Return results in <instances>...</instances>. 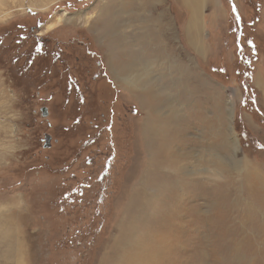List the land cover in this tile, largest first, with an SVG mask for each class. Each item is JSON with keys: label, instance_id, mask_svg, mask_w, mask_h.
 Masks as SVG:
<instances>
[{"label": "rangeland", "instance_id": "obj_1", "mask_svg": "<svg viewBox=\"0 0 264 264\" xmlns=\"http://www.w3.org/2000/svg\"><path fill=\"white\" fill-rule=\"evenodd\" d=\"M181 2L0 0V264H102L109 256L116 264H150L154 241L138 234L137 221L122 245L113 246L132 184L149 158L144 123L150 119L184 127L177 135L182 145L168 144L175 163L163 171L166 196L150 187L144 203L146 218L169 206L187 208L178 243L158 257L191 264L202 251L204 264H244L245 249L263 248L252 227L248 244L238 238L239 255H224L221 249L233 248L223 242L210 246L211 233L200 232L205 229L191 214L230 215L219 196H190L182 182L220 186L226 204L236 203L239 213L232 216L239 221L241 205L250 202L243 174L254 169L264 177V0H201L199 54L186 43L189 13ZM102 12L114 34L126 36L122 43L152 48L134 72L120 65L121 53L107 61L108 42L82 23ZM62 17L81 24L59 28ZM38 38L61 55L27 66L25 54ZM70 79L79 91L70 90ZM158 160L154 169L162 172ZM13 198L19 203L6 211ZM163 199V207L154 205ZM10 213L13 221L6 220ZM256 216L264 221V213ZM233 229L225 239L237 238ZM221 230L213 229L218 240ZM210 249H217L214 255ZM143 252L145 260L134 257Z\"/></svg>", "mask_w": 264, "mask_h": 264}, {"label": "bare ground", "instance_id": "obj_2", "mask_svg": "<svg viewBox=\"0 0 264 264\" xmlns=\"http://www.w3.org/2000/svg\"><path fill=\"white\" fill-rule=\"evenodd\" d=\"M182 1L181 5L186 10H188L189 13V23L185 31V38L186 43L188 45H193L197 53L199 54L200 48H199V36H200V29H199V5L201 0H180ZM20 7V6H19ZM21 8V7H20ZM29 9H31L29 7ZM32 10V9H31ZM7 12L5 14V18L9 16ZM77 20H79L78 17L76 18H59L56 21V24H60V27H76V24L79 25L81 23H77ZM55 22V21H54ZM82 23L87 24L88 32L89 31H98L97 34H99L100 37L106 39L108 43H106V58L107 61L112 59L111 55L113 57L118 56V54L121 53L123 56L122 61L123 67H131L130 71L134 72L136 69V65L138 64L139 60L141 61L145 57H149L152 53V48H147L143 46V48H135L132 47L129 43H122L124 39H126V36L114 34L112 21L107 16V14H104L102 12V15L99 17L91 20L86 21L82 20ZM64 29V28H63ZM96 31V32H97ZM94 37V36H93ZM96 37V36H95ZM147 35L143 37L146 38ZM97 39V38H96ZM166 40L165 37L161 39L159 42V45L164 43ZM158 45V44H157ZM103 47V46H102ZM103 49V48H102ZM156 51L157 54H160L162 51L157 48ZM164 53H168L166 50V44L164 48ZM167 55V54H166ZM168 56V55H167ZM118 59V58H117ZM117 61V60H116ZM112 63V62H110ZM109 63V64H110ZM181 63V62H179ZM136 64V65H134ZM116 67V66H115ZM124 68V69H126ZM133 68V69H132ZM181 69V68H179ZM182 74V73H181ZM189 76V77H188ZM185 78L187 81H190V75ZM193 76V75H192ZM192 79L195 78V76L191 77ZM192 81V80H191ZM130 83V81H128ZM260 85V83L258 82ZM164 86H159V90L157 91V99H161L162 93H164ZM263 91V90H262ZM263 101H264V91H263ZM141 104L146 103V101H142ZM170 97L167 95L166 99L164 100V103L169 100ZM186 123L187 120L185 121ZM145 126V140H146V150L147 154L149 155V158L147 160V163L145 165V170L141 174V177L139 181L134 182L131 187V193L129 194L130 200H128V206L127 209L124 210V219L121 223L120 229H119V236L114 241L113 246H121L124 240L128 237L129 233L132 230L133 224L135 221L139 223L141 226L138 230V234L144 233L142 237L145 239H153V252L151 263L150 264H173L172 259L167 258L165 256L158 257V254L160 252V249H173L172 247L175 246V244L178 243L179 240V234L177 233L179 221L183 217L182 214L187 211L186 205L181 204L178 206H169V208L163 210L162 212H158L156 215H154L152 218H146L144 217L145 212V206L144 203H146V200L149 197L148 194V188L153 187L157 192H160L163 187L161 186V182L163 179L166 178L163 172L166 169H169L175 162L172 160V156L170 154V150L168 149V144L173 145L177 140V145L181 146L182 142L180 138H177V135L179 133H182L184 130L183 125L180 124L179 120H147L144 123ZM158 160V167H163L162 172H160L157 169H154V164L156 160ZM216 166H221L222 161L220 159H217L215 162ZM228 182V181H226ZM243 187L245 189L246 195L248 199L250 200L249 206L242 204L241 207L243 211L241 212V218L239 221H236L235 218L232 216V214L239 213L238 210L235 209L236 203L231 202L226 204L225 201L228 199V194L220 188V186H211L209 183H201L196 180L188 181L184 180L182 182V186L190 193V196L193 195H203L210 198H216V196H219L221 199L220 206L225 207V211L230 215L229 217L225 216V213H222L220 211H216L215 215L212 214V216L209 217H199L194 216V212L191 214L192 220L196 223H199L204 227L205 230H201L200 232H210V246H213L217 243H225L228 247H231L233 249H221V251L224 253V255H237L240 249H237L240 245V242L238 243V238L242 239L243 244H248V240L245 238L248 235V229L249 227H252L253 229L256 228L258 233L262 236V240L260 243L263 245L262 249L257 248H251V249H245L246 253V259H244V264H248V260H251L252 264H264V221L257 222V216L258 210L262 213H264V177L259 174L254 169H249L247 172L243 174ZM137 185V186H136ZM130 191V190H129ZM192 192V193H191ZM160 195H164L162 192H160ZM174 195V193L172 194ZM251 197V198H250ZM229 200V199H228ZM10 203H6L5 205L6 211L8 210V207L14 206L15 204H18L19 201L13 198V200H10ZM164 199L159 202L158 204H154L160 207L164 206ZM219 205V204H218ZM250 207V208H249ZM192 210H196L197 207H191ZM5 210V209H4ZM141 216L143 220L141 219ZM8 221H13V216L10 213V218H6ZM125 223V224H123ZM207 225V226H204ZM209 226V227H208ZM229 227H234V232L237 231V238H229L225 239V235L227 234V230ZM222 228L224 230L222 231V238L218 240L215 233L213 231L216 229ZM200 232L194 233L196 237H200ZM202 241V240H201ZM225 241V242H224ZM235 248V249H234ZM119 254L122 252L123 249H118ZM217 249H210V253L212 255L215 254ZM117 252V251H116ZM117 252V253H118ZM114 253V252H113ZM112 253V254H113ZM116 253V254H117ZM115 255V254H113ZM199 256H196L195 258L191 259V264H204V253L201 251ZM239 255V254H238ZM110 257V256H109ZM109 257L104 258V261L102 264H116L117 261H114V259H111ZM113 257V256H112ZM135 258H141L144 259L146 257L145 252H143L141 255L134 254ZM213 256H210L209 258H212ZM145 260V259H144ZM209 260V259H208ZM212 262V261H211ZM188 264V262L186 261Z\"/></svg>", "mask_w": 264, "mask_h": 264}, {"label": "flooded vegetation", "instance_id": "obj_3", "mask_svg": "<svg viewBox=\"0 0 264 264\" xmlns=\"http://www.w3.org/2000/svg\"><path fill=\"white\" fill-rule=\"evenodd\" d=\"M23 30L25 32H27V29L24 27ZM30 33H34L33 32V28L31 27L30 29H28ZM19 39L24 40L26 37L23 33H21L19 35ZM35 40V39H34ZM20 42V41H19ZM61 54L56 51V50H48V47L46 46V42L42 39H36L35 44L32 46V48L30 50H27V53L25 54V57H28L27 60V66L32 65V62L37 59V58H42V57H46L49 56L51 57L53 60H57L59 58ZM71 84H70V90L74 89V91H79L78 90V86H76L74 83H72V80L70 79ZM68 82V83H69Z\"/></svg>", "mask_w": 264, "mask_h": 264}, {"label": "water", "instance_id": "obj_4", "mask_svg": "<svg viewBox=\"0 0 264 264\" xmlns=\"http://www.w3.org/2000/svg\"><path fill=\"white\" fill-rule=\"evenodd\" d=\"M41 113H42V117H46L47 116V111L45 108L41 109ZM45 141H48V139H46L45 137Z\"/></svg>", "mask_w": 264, "mask_h": 264}]
</instances>
